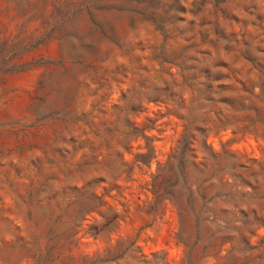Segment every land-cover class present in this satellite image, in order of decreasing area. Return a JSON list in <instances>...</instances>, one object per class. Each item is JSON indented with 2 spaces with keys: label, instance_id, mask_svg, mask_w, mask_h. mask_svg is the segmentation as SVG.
<instances>
[{
  "label": "rangeland",
  "instance_id": "rangeland-1",
  "mask_svg": "<svg viewBox=\"0 0 264 264\" xmlns=\"http://www.w3.org/2000/svg\"><path fill=\"white\" fill-rule=\"evenodd\" d=\"M0 264H264V0H0Z\"/></svg>",
  "mask_w": 264,
  "mask_h": 264
}]
</instances>
